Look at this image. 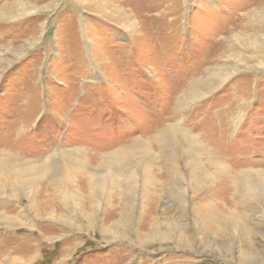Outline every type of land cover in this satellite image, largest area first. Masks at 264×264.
<instances>
[{"label": "rangeland", "instance_id": "374dc122", "mask_svg": "<svg viewBox=\"0 0 264 264\" xmlns=\"http://www.w3.org/2000/svg\"><path fill=\"white\" fill-rule=\"evenodd\" d=\"M124 147L148 187L38 216L22 166L75 155L87 193ZM259 179L264 0H0V264H264Z\"/></svg>", "mask_w": 264, "mask_h": 264}, {"label": "bare ground", "instance_id": "6f19581e", "mask_svg": "<svg viewBox=\"0 0 264 264\" xmlns=\"http://www.w3.org/2000/svg\"><path fill=\"white\" fill-rule=\"evenodd\" d=\"M213 83H215V82H213ZM209 88H210V86H208V84H206V83H204V84L203 83H197L192 88V93H196L195 96H200L199 94H203L204 93L203 91L205 89L207 90ZM181 128L171 126L163 138H161L159 136L160 138L157 139L158 140L157 143L160 144L159 141L161 140V143L165 144L166 147H170V146L174 145V143H179V142L180 143H192L194 148L197 149L198 151H200L201 147L199 146V144H197L195 140H191L190 137L186 134V132H184V130ZM130 146H132V145H129L128 147H130ZM146 146H148V145L141 143V144H138L136 148L131 147L130 149L133 150V151L131 150L133 153L136 152V154H140L141 155L140 157L142 158V156H143L142 153L145 154V152L147 151ZM180 147H181V145H180ZM131 151H130V153H131ZM192 151H194V150H192ZM130 153L126 147L117 150L113 156H111V157L107 158V160H105V164L102 167L101 174H99L98 176L89 175V174L87 176H85L86 177V184H85L86 188H85V190L87 191V193H85L83 188L78 186L79 184L77 185V183L74 179V174H70L72 169L74 168V162L77 160V156L73 155V156L69 157V153H65V154L60 153L59 154V157H58L60 159L59 162H62V165L57 164V163L53 164V165H52V163H50L48 165L39 166V167L24 165V166H22V168L19 169V171H22L19 174H20L21 178H24L25 176H29V178L36 179L37 181L39 179H46L45 180L46 185H44L43 187L41 185H37L35 187L36 189H35L34 194H32L33 196L31 197V201L29 200L30 202H34L35 199H37V196H40L41 200L39 201L40 204H37L36 209H38V210H36L37 211L36 213L38 214V216L42 215L41 218L44 215H47L49 213H51L52 216L55 217V213H54L55 211H56V215L58 217L65 215V212L68 211V208L70 206L69 203L71 201L73 203L74 200H78V202H80V203L83 202L81 205L82 206L84 205V207H85L84 209H88L87 212L90 215H92V214H95V212H97L96 208L99 206L98 203H99L101 198L104 197V201L106 202L110 195L112 196V194H117V195L123 196L128 201L129 197L132 196L131 195L132 192L134 194L135 190L138 188L137 187L138 181H141V185L143 186V188H146L150 185V182H151L150 176H152L151 174H147V172H145L143 170H141L142 174H134V172L136 171V168L139 167L138 161H140V159H137L136 157H135V159H137V160L130 159ZM155 153H156V151H155ZM172 155H173V153H172ZM189 155L192 156L191 150L189 151ZM149 159L152 160L153 158L151 157ZM19 166H21V164ZM46 169H49V170L52 169L50 171V174L47 173ZM259 180H261V179H259ZM261 181H263V180H261ZM30 186H32V185L30 184L28 187L30 188ZM119 187H120V189H119ZM40 189H43V190H40ZM80 189H82L83 192L80 191ZM30 191H27V193L28 192L30 193ZM143 191H145V190H143ZM42 193H45V194L42 195ZM151 198H153V197H151ZM178 198H179V200H181V197H178ZM54 200H58V202L62 206L61 208L63 210H65L64 213H60V211L58 212V210L53 209V204H55V203H52V201H54ZM153 200H155V199H153ZM39 205H42V207ZM66 214H68V213H66ZM204 214L206 216L211 215L208 207H206L204 209ZM83 215H86V214H84V212H83ZM121 217H122V214H121ZM126 219H125V221H126Z\"/></svg>", "mask_w": 264, "mask_h": 264}]
</instances>
